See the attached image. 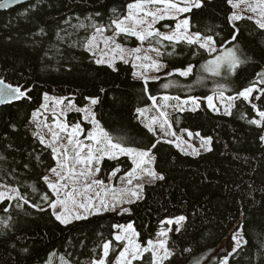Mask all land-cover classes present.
Instances as JSON below:
<instances>
[{"label": "trees", "instance_id": "trees-1", "mask_svg": "<svg viewBox=\"0 0 264 264\" xmlns=\"http://www.w3.org/2000/svg\"><path fill=\"white\" fill-rule=\"evenodd\" d=\"M132 2L33 0L0 12V79L30 89V99L0 107V156L5 157L0 160V183L19 187L30 202L42 204L40 196L46 186L40 177L47 174V167L55 165L51 150L42 151L33 136L36 126L30 123L45 93L71 98L77 107L87 104L85 97L99 98L94 110L97 119L113 136H124L127 146L147 147L156 139L137 119L136 109L149 107L151 101L142 91V81L133 77L132 67L117 63L113 71L97 65L83 49V42L94 31L93 24L110 25L112 19L126 14ZM231 11L226 0H208L187 16L193 31L212 28L219 33L215 38L221 41L230 39L232 29L227 17ZM162 24L173 27L175 21H162L158 28L164 31ZM240 29L238 47L251 59L235 75L225 79L202 74L200 65L210 59L207 53L180 44L169 56V46L162 56L165 72L191 63L195 65L194 73L188 78L175 75L150 81L151 94L203 98L212 94L216 83H224L230 89L225 92L227 96L251 84L264 70V32L251 21L240 22ZM128 45L136 47L137 41ZM197 74L206 79L190 92L161 87L168 80L192 84ZM254 102L264 110V99ZM232 113H213L201 99L199 110L179 114L174 129L211 138V150L193 157L182 154L173 144L158 145L153 167L165 179L145 186L143 198L130 205V214L107 212L64 226L48 211L19 208L16 201L0 204V220L11 217L8 228L0 224V264H44L51 253L65 257L71 264H84L100 253L104 240L111 239L117 231L114 224L132 223L140 242L146 243L156 239L161 221L181 215L187 218L181 230L176 232L174 224L169 227L173 229L168 233L169 247L175 251L172 264H195L197 260L200 264H217L234 245L231 236L237 230L247 243L229 258L230 264H264V143L259 139L264 128L248 123V119L258 117L247 102L236 101ZM37 155L41 156L40 162L35 159ZM24 164L29 168L25 169ZM117 167L124 174L131 163L127 158L104 160L99 177L106 183ZM33 185L36 192L32 191ZM4 207L9 212H4ZM110 256L114 260L115 254Z\"/></svg>", "mask_w": 264, "mask_h": 264}, {"label": "snow or ice", "instance_id": "snow-or-ice-1", "mask_svg": "<svg viewBox=\"0 0 264 264\" xmlns=\"http://www.w3.org/2000/svg\"><path fill=\"white\" fill-rule=\"evenodd\" d=\"M12 2L15 0H0V7H7L8 3ZM226 2L232 9L227 17L232 31L230 39L221 41L215 38L219 33H215L212 28H207L203 32L193 31L191 19L185 15L192 13L194 9H201L208 0H133L127 5L126 14L112 19L110 25L93 24V34L83 42L84 51L92 55L97 65L107 63L113 71L117 70L113 66L116 59L124 64H131L133 69H139V71L134 70L132 75L142 81V91L151 104L149 107L136 109L137 119L141 120L147 133L156 139L147 147L127 146L124 136H113L97 119L94 106L99 103V98L85 97L90 103L81 108L69 98H52L45 93L44 103L32 112L30 120L37 129L33 132L34 138L39 141L42 151L51 150V158L55 161L54 166L46 168L47 174L40 177L46 186V190L40 196L42 204L30 202L19 187L10 186L7 182L0 183V204L16 201V206L19 208L29 206L40 212L48 211L64 226L107 212L118 215L130 214V208L124 205H130L142 199L146 183L151 185L165 179L153 167L156 160L154 150L158 145L175 143L177 148L184 151L181 144L186 142L172 131L174 118L169 109L174 112L185 110L196 112L201 108V99H204L212 112L219 113L222 107V114L230 116L233 114L232 109L236 106V101H242L250 104L253 112L259 117L248 119V123L257 128H264V110L254 102L264 99V73L258 72L256 80L234 95H225V92L230 89L224 83H216L212 94L203 98L189 95L181 99L178 95L163 94L158 97L151 94L149 81L161 80L159 73L166 68V65L158 58L165 54L163 50L169 46L172 48L171 52H167L169 56L175 54L180 44H187L207 53L210 59L201 64L200 69L211 77L227 79L250 61L251 58L245 56L238 47L240 22L251 21L258 30L264 32V0H226ZM167 20L176 21L175 27L162 24L161 27L167 28V31H161V28L156 27L160 22ZM109 30L112 35H104ZM57 35L58 38L63 39L59 37V34ZM121 37L135 38L139 44L131 49L125 48L120 42ZM146 42L149 45L148 48L143 47ZM101 44L103 48L100 47ZM149 53H155V57ZM194 70L195 65L190 63L184 68L173 69L172 72H166L164 75L188 78L193 75ZM205 79L206 77L197 74L192 84L185 85L177 80H168L161 84V87L163 89L177 87L190 92L194 86H202ZM29 91L30 89L22 90L20 86H13L0 79V104L11 103L22 98L30 99L27 95ZM49 101L52 103L49 104ZM40 109L44 112L42 113ZM153 110L154 114L150 117L146 115ZM72 111L83 113V121L91 124L92 127L86 130L80 121L69 123L66 117ZM44 113H50V118ZM244 115L246 114H242ZM41 116L43 119H40ZM169 137H175V140ZM188 137L191 139L193 134L188 132ZM259 139L261 143H264V135H261ZM177 141L180 142L177 143ZM210 142L211 138H202V146ZM188 146L191 147L190 144ZM193 151L196 150L193 149ZM121 156L131 161V168L120 176L123 186L105 184V181L99 177L101 172L99 165L104 159L118 160ZM3 159L5 157L0 156V160ZM35 159L40 162L41 156L37 155ZM23 167L27 169L29 165L24 164ZM119 171L118 167L114 169L108 179L112 180ZM12 172L15 173L16 169ZM31 187L33 192L37 191L35 185ZM43 205H46V208ZM3 211L9 212V208L4 207ZM10 219L11 217L0 220V224L8 228ZM186 219L181 215L161 223L169 226L178 225L174 230L179 232ZM113 229L117 231L111 239L104 240L100 245V253L90 261V264H137V262L145 264V261L147 264H172L175 251L169 247L168 239V233L173 230L172 228L161 229L157 232L156 239H149L146 243L140 242L139 233L136 232L132 223L126 226L114 224ZM231 240L235 242L234 245L217 261V264H230L229 258L238 253L242 244L247 243L240 236L239 231L234 232ZM184 251L191 252V249ZM110 253L115 254L114 260ZM64 264H71V262L65 260ZM195 264H200V261L197 260Z\"/></svg>", "mask_w": 264, "mask_h": 264}, {"label": "rangeland", "instance_id": "rangeland-1", "mask_svg": "<svg viewBox=\"0 0 264 264\" xmlns=\"http://www.w3.org/2000/svg\"><path fill=\"white\" fill-rule=\"evenodd\" d=\"M185 15H187V14H185ZM161 23V22H160ZM175 23H176V21H175ZM158 25L159 24H157L156 25V27H158ZM175 27V24H174V26H173V28ZM168 29L167 28H164V31H167ZM94 32V31H93ZM93 32H92V34H93ZM91 34V35H92ZM90 35V36H91ZM104 35H106V36H111L112 35V32L111 31H106L105 33H104ZM121 38H123V40L124 41H121L120 40V42L123 44V46L125 47V48H129V49H131V48H134V47H130L128 44L132 41V40H135V38H130V37H121ZM98 39H102V37H98ZM136 41V40H135ZM166 43V42H165ZM138 44H139V42L137 41V46H138ZM136 46V47H137ZM148 43L146 42L144 45H143V47L144 48H148ZM100 47L101 48H103V44H101L100 45ZM90 54V53H89ZM150 55H152V56H154L155 57V53H149ZM91 55V54H90ZM92 56V55H91ZM107 59V58H106ZM158 59H160L161 60V62L162 63H164L163 62V60H162V57L161 58H158ZM117 63H123L122 61H120L119 59H116L115 61H114V67H115V65L117 64ZM124 64V63H123ZM165 64V63H164ZM102 66H107L108 67V64L107 63H105V64H101ZM127 65H130L131 67H132V65L131 64H127ZM110 68V67H109ZM133 69V68H132ZM139 71V69H133V71ZM170 72H172V71H170ZM164 73H166L165 72V69H163L162 71H161V73H159V75H161V77H165V75H164ZM201 73L202 74H207V75H209L208 73H205V72H202L201 71ZM150 75H155L156 73H149ZM135 80H138V79H136L135 78ZM150 82V81H149ZM44 96V95H43ZM50 97H52V98H55V97H53V96H51V95H49ZM69 99H71V98H69ZM181 99H183V98H181ZM72 100V99H71ZM73 101V100H72ZM205 101V104H206V106H207V101L206 100H204ZM42 103H44V100H43V97H42ZM41 103V104H42ZM52 103V101H49V104H51ZM89 103H90V101L88 100V102H87V104L85 105V106H87V105H89ZM174 103V102H173ZM84 106V107H85ZM96 106V105H95ZM95 106H94V110H95ZM61 107H63V105H61ZM208 107V106H207ZM40 108V107H39ZM38 108V109H39ZM81 108H83V107H81ZM41 110V112L43 113L44 112V110L43 109H40ZM210 110V109H209ZM185 111H187V110H185ZM185 111H183V112H185ZM169 112L171 113V116L174 118L173 119V121H172V123H173V128H172V131H174L176 134H177V136H179L180 138H181V140L182 141H185L186 143H182L181 144V147L184 149V151H181V149L180 148H177L176 146H175V143H173V145L182 153V154H185V155H189V156H193V157H196V156H198V155H200V154H202V153H205V152H207V151H209V150H207V149H209V148H211V142H210V144H208V145H204V146H202V137H200V136H196L195 134H193V137L191 138V139H189V137H188V132L187 131H183V130H175L174 129V122H177V120H178V116H179V114H181L182 112H174V111H172L171 109H169ZM213 113H216V112H213ZM222 113H223V108L221 107V111L219 112V113H216V114H221L222 115ZM152 114H154V110L153 111H151V112H149V113H146V115L147 116H151ZM44 115H47V116H49V118H50V113H44ZM259 118V117H258ZM257 118V119H258ZM40 119H43V116H41L40 117ZM66 119H67V121L69 122V121H71V122H69V123H75L74 121H80L81 123H82V125H83V127L87 130V129H90L92 126H91V124H88V123H86V122H84L83 121V113H77V112H75V111H72V112H70V113H68L67 114V117H66ZM139 120V122L141 123V120L140 119H138ZM50 122V121H49ZM35 125V124H34ZM47 130H45V132H46ZM169 139H173V140H175V137H169ZM180 141H177V143H179ZM191 145V147H189L188 145ZM193 149H195L196 151L194 152L193 151ZM120 158H127V157H124V156H121V157H119V159ZM128 159V158H127ZM104 160H109V159H104ZM103 160V161H104ZM129 160V159H128ZM102 161V162H103ZM109 161H116V160H109ZM130 161V160H129ZM102 162H101V164H102ZM130 163H131V161H130ZM100 164V165H101ZM100 165H99V167H100ZM122 175H124V174H120V171L117 173V175H116V177H114L112 180H109L108 179V181L105 183V184H111V185H114V186H116V187H121V186H123V182L120 180V176H122ZM135 183V182H134ZM155 183H157V181L156 182H154L153 184H151V185H154ZM145 186H149V184H145ZM141 200V199H140ZM140 200H138V201H140ZM138 201H136V202H138ZM135 202V203H136ZM11 203V202H10ZM131 205V204H130ZM130 205H128V204H125L124 205V207H127V208H129L130 207ZM124 214H127V213H124ZM91 217V216H90ZM166 221V220H165ZM175 225V224H174ZM126 226V225H125ZM176 227H178V225H175ZM169 227H171V225L169 226V225H166V224H162L161 225V227H160V229L158 230V232L161 230V229H165V230H167ZM237 231H239V234H240V236H242V233H241V230H237ZM243 237V236H242ZM157 238V237H156ZM234 242V241H233ZM235 243V242H234ZM243 245V244H242ZM66 260V258L65 257H63V256H61V255H59V254H57V253H51L49 256H48V259L46 260V262L44 263V264H64V261ZM84 264H90V261H88V262H86V263H84Z\"/></svg>", "mask_w": 264, "mask_h": 264}, {"label": "water", "instance_id": "water-1", "mask_svg": "<svg viewBox=\"0 0 264 264\" xmlns=\"http://www.w3.org/2000/svg\"><path fill=\"white\" fill-rule=\"evenodd\" d=\"M32 1L33 0H15V2L8 3L7 7H0V12L9 11V10H11V9H13V8H15L17 6L24 5V4L30 3ZM262 73H264V70L262 71ZM23 99H25V98H22L20 100L12 101L11 103L0 104V107L17 103V102H19V101H21Z\"/></svg>", "mask_w": 264, "mask_h": 264}, {"label": "crops", "instance_id": "crops-1", "mask_svg": "<svg viewBox=\"0 0 264 264\" xmlns=\"http://www.w3.org/2000/svg\"><path fill=\"white\" fill-rule=\"evenodd\" d=\"M184 78V77H183Z\"/></svg>", "mask_w": 264, "mask_h": 264}]
</instances>
